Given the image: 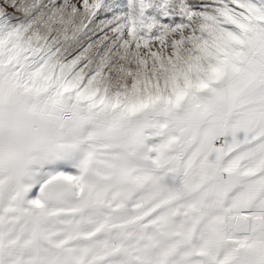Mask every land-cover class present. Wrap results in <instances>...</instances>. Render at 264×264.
Listing matches in <instances>:
<instances>
[{
	"label": "snow or ice",
	"instance_id": "obj_1",
	"mask_svg": "<svg viewBox=\"0 0 264 264\" xmlns=\"http://www.w3.org/2000/svg\"><path fill=\"white\" fill-rule=\"evenodd\" d=\"M0 264H264V0H0Z\"/></svg>",
	"mask_w": 264,
	"mask_h": 264
}]
</instances>
